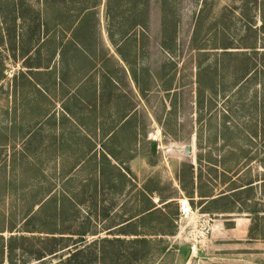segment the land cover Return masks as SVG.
Segmentation results:
<instances>
[{
  "label": "rangeland",
  "instance_id": "1",
  "mask_svg": "<svg viewBox=\"0 0 264 264\" xmlns=\"http://www.w3.org/2000/svg\"><path fill=\"white\" fill-rule=\"evenodd\" d=\"M87 7L104 32L99 35L101 44L107 42L108 28L125 33L140 21L137 27L146 31L141 34L145 46L132 51L138 56L135 79L142 82L152 77L149 91L156 105L160 106L165 96L171 108L167 132H162L159 123L150 131L161 150L168 142L171 150L166 155L163 152L164 158L158 156L155 167L138 161L135 170L141 176L157 174L164 195L178 197L188 191L177 181L176 166L191 159L176 149L193 142L195 155L200 152L206 158L202 162L205 179L211 178L206 173L211 167L208 158L215 162L223 155L225 167L237 168L240 175H224L222 165L216 169L219 174L214 173V185L202 189L199 184V188L200 192L213 190L218 194L255 180V189L245 192L240 201L241 214L231 215L235 219L225 214L204 215L197 209L175 227L171 218L176 204L170 203L169 216L155 220L162 236L150 241H135L131 236L112 240L115 230L105 229L120 218L104 217L112 205L111 196L98 217L94 183L89 181L93 179L89 177L93 174L91 163L87 168L83 163L75 170L81 171L79 178H72L75 171L69 169L76 162L52 156V146L51 151L42 147L51 143L52 131L46 129L51 123L41 120L43 93L34 82L37 69L30 67L49 65L54 50L49 38L44 43L50 45L38 48L46 32L41 27L48 20L49 27L44 29L51 31L53 25L55 45H62L71 36L66 31L72 21ZM62 49L58 63L60 57L61 63H77L83 58L70 41ZM29 50L24 58L22 54ZM123 87L128 90V83ZM223 123L238 128L229 140L216 135ZM260 129H264V0H112L110 10L108 0H0V230L9 245L2 264H62L75 244L56 256L37 259L55 244L46 239L51 235L47 231L72 236L61 242L71 243L79 240L85 229L84 237L91 242L89 259L97 246L101 253L99 260L89 264H264V133L256 135ZM228 145L242 150L230 151ZM76 149L80 154L71 158H82L84 148ZM168 155L174 160L170 169L163 163ZM185 177L184 186L192 191L188 172ZM48 198L40 209L43 202L39 201ZM115 198L131 208L130 195ZM245 217H251L250 222ZM170 230L176 231L173 237L162 233Z\"/></svg>",
  "mask_w": 264,
  "mask_h": 264
},
{
  "label": "crops",
  "instance_id": "2",
  "mask_svg": "<svg viewBox=\"0 0 264 264\" xmlns=\"http://www.w3.org/2000/svg\"><path fill=\"white\" fill-rule=\"evenodd\" d=\"M99 35H104V32L101 31ZM99 35L98 39H95L96 42L90 41L89 51L78 49L83 57L80 62L61 63L60 57L58 63L59 53H57L53 67L58 73L40 75L36 86L42 89L43 107H45V110L40 108L41 120L51 123L46 129L52 131L49 144L52 146V156L70 157L69 161H75L76 163L69 171L79 169L83 163L87 168V164L91 163L93 174L89 177L93 179H84L94 182L100 177L102 182L100 193L104 203H108L109 196H111L110 200L115 205L112 208H106L105 219L113 216L120 220H116L105 231L115 230L116 237L120 239L131 236L134 237L132 239L145 237L150 241L149 238L161 235V232L156 230L155 215H151L150 212L162 207L168 201L176 200L175 203L178 205L180 198L186 195L190 197L188 193L178 197L165 196L163 190L160 189L161 181L158 180L157 174L141 176L134 168V164L138 161L144 162L148 167L150 165L155 167L158 156L162 155L164 158L163 152L166 155L170 151L167 145L171 143H164V151L161 150L160 143L150 137V131L156 123H159L162 125V132H167L168 124L172 120L169 111L171 108L167 106L165 96H162L158 104L161 100L163 103L160 106L156 105L154 96H151L153 94L149 91L150 80L154 81V79L152 77L143 78L142 82L146 85L144 87L143 83L137 81L132 75L131 64L123 59L120 51L116 50L108 34L107 42L102 44L99 42ZM98 43L100 47L97 46ZM121 49L123 53L127 50L125 46H121ZM123 71L126 74H123ZM124 82L128 83V90L124 89ZM136 85L142 90L136 88ZM81 146L84 148L83 157L72 159V156L80 154L76 148ZM171 156L174 158L172 154ZM171 156L166 162L163 161L168 169L174 161ZM189 157L191 160H183L180 166H176L177 181L183 183L184 190L189 191L184 186L186 182L182 180L186 178L185 173L189 172L190 165H193L194 201L196 198L199 200L210 198L205 197V194L209 192H200L199 184L202 189L213 184L205 180L204 176L199 178L198 156L195 155V147L194 153ZM202 170H205V167L202 166ZM80 172V170L75 171L71 177L79 176L77 173ZM121 195L131 196V208L127 207L123 201L117 202L115 197ZM161 196L167 201L160 202ZM214 196H217V193ZM198 201H195L196 206L194 207L191 200L193 209L200 210L204 205H199ZM151 202L156 205L152 206ZM245 219L250 222L251 217H245ZM175 223L177 225V222ZM175 232L170 230L162 233L173 237Z\"/></svg>",
  "mask_w": 264,
  "mask_h": 264
},
{
  "label": "trees",
  "instance_id": "3",
  "mask_svg": "<svg viewBox=\"0 0 264 264\" xmlns=\"http://www.w3.org/2000/svg\"><path fill=\"white\" fill-rule=\"evenodd\" d=\"M112 0H108V8L110 10V4H111ZM140 4H138V11L141 9ZM91 8V7H90ZM90 8H86L84 10V14L77 20H73L72 21V24L69 26L68 30L66 31L67 33H70L71 36L70 38H68L66 40L65 43H67L68 41L72 42L74 44V46L77 48V49H80L82 51H89L90 48H89V43L90 41L92 43L96 42V40L98 39V35H99V21L94 18L93 16L90 15L89 11H90ZM137 8V4H135L134 6V10ZM47 23H45V25H42V29L41 30H44L46 32H43L42 34V38H41V43L38 44V48L41 47L42 45L44 44H48V43H44L46 41L47 38L50 39V42H53V45H52V50H54L53 52V55H52V58L50 60H52L54 62V57L57 53L61 52L62 49V46L65 44L63 43L62 45L61 44H58V45H55V41L57 38L56 37V34L54 33L55 29L53 30L54 26L52 25V30L50 31V28L49 30H45L44 28L48 29L49 27V22L48 20H46ZM136 22V21H135ZM140 21H137L133 26L128 30L126 31L125 33H120L118 31H115L113 28L109 29L108 28V36L109 38L111 39L113 45L115 46L116 50L120 51V53L122 54L123 56V59H125V61H127L129 64H131V71H132V75L133 76H137L138 74V71H137V66H136V63H138V56H137V53H132V51L134 50H138V48L141 46V47H144L145 46V43L141 41V34L143 32L146 33V31H144L143 29H139L137 27V25H139ZM57 27L59 28V26L57 25ZM92 27V28H91ZM42 33V32H41ZM101 33V31H100ZM96 39V40H95ZM14 41L16 42V38H14ZM91 43V45H92ZM117 44H119L117 46ZM15 45V44H14ZM46 46V45H45ZM121 46H125L127 50H125L126 52L123 53L122 52V49H121ZM15 48H18V45L15 46ZM136 48V49H135ZM230 48V46L226 47V50ZM27 52V51H26ZM23 53L22 56L25 58L28 56V54L30 53V50L27 52V53ZM55 53V54H54ZM131 56V58H130ZM49 60V65L47 66H43V65H37L35 67H30V69L34 70V69H37V73H35V79L34 82L36 83V81L39 80L40 78V75L42 74H52V73H58L57 72V69L53 67V65H51V62ZM55 64V62L53 63ZM41 68H43L44 70H40ZM50 68V69H49ZM52 68V69H51ZM31 70V71H32ZM44 71V72H43ZM151 72V71H149ZM32 73V72H31ZM34 74V73H32ZM152 76H155V74H153L152 72ZM39 90H42V89H39ZM167 92L169 90H166ZM211 103V106L210 108H212V101H210ZM202 105L203 107H206L204 106V101L202 102ZM257 126V125H256ZM238 129V128H237ZM236 128H234V126H229L228 124L226 123H223V124H220V129H217L216 131V135L218 133V135H221L223 137H225L227 140L230 139V136L231 134H233V132L235 130H237ZM264 133V129H260L259 131H256V135H259L261 136V134ZM235 134V133H234ZM30 138V137H29ZM42 147H46V151H51V146L49 144H41ZM40 146V145H39ZM230 147V145H228ZM50 149V150H49ZM234 151H238L240 152L242 150V148L240 146H235V147H230V151L232 150ZM219 159L215 160V162L212 161V159L208 158L209 160H207L208 162V165H211V167L209 168L210 170H208L206 173L208 176H210L211 178H208V179H205L207 181H209V183L213 184V182H215L216 178L213 177L214 176V173H217L219 174V172L216 170V169H219L220 166L225 167V165L227 164V160L223 157V155L221 156L219 154ZM206 160V158H204L203 155L198 154V162H199V178L201 179L203 175V170H202V162ZM204 167V166H203ZM214 167V168H213ZM223 174L227 175V174H234V176H239L240 175V171L237 169V168H223L222 170ZM222 174V175H223ZM188 177H189V182L192 184L193 183V179H194V166L193 165H190V170L188 172ZM205 177V176H204ZM233 179V177L231 179H229L227 182H230L231 180ZM236 179V178H234ZM255 180H250V181H247L246 183H243V184H240V185H236V186H233L229 189H226V190H223V191H220L217 196H214L215 192L213 190H211L208 194H205V197H210V198H202L198 201V204L199 205H202L204 204L199 212L201 213H204V214H210V215H217V214H225V215H229L231 217V219H234L235 216H231V215H235V214H241V202L240 201H243V198H244V193L245 192H249V191H252L255 189L254 187V183ZM94 185H93V188H94V195L96 197V204H99V209H98V217L102 216V210L100 212V208L102 209L103 205H104V199H103V196H101V179L100 177H98L96 179V181L93 182ZM214 185V184H213ZM188 195L191 197L190 200H192V204L193 206L195 207L196 206V202L194 201L193 197H194V190L192 191H188L187 192ZM170 197H173V196H170ZM49 198L45 201H39V203H42L41 206H40V209H42L41 207H44L45 206V203L46 202H49ZM167 201V199H162V196H161V200L160 202H165ZM176 200H172V201H168L166 203L163 204L162 207L160 208H155L153 211H151V215L154 214L155 215V218L157 217H160V216H169V212H167V208L170 207V203H175ZM222 203V207H220L218 204ZM229 203H232L231 205ZM150 204H152V206H155L156 204L151 202ZM176 204V203H175ZM115 203L112 202V205L110 208L114 207ZM219 207V208H218ZM146 208V207H144ZM144 210V209H142ZM235 213V214H234ZM167 214V215H166ZM107 215V214H106ZM180 208H179V203L178 205H176L175 207V212L172 214V218H171V221L174 223V225H176L175 222H177V225H178V222L180 220ZM104 217H105V213H104ZM230 227H232V225H234V221L231 222V224H228ZM12 228L14 226H11ZM49 234L51 233V235H48L46 239H50L49 241H52L54 242L55 244L52 246V249L49 251V250H44L41 254H39L38 258L37 259H43L44 257L50 255V254H54V256L58 255L59 251L65 247H70L72 246V244H75V246L73 248H69V255L66 257V259L64 260V262H62V264H81L80 263V259L82 258L83 260V263L82 264H89L91 261L94 260H99L100 259V248H98V246L93 249L94 251L92 252V255L93 256V259H89L88 257V252H89V248H87L89 246V244L91 243H88L86 241V238L84 237L86 234H87V230H82V232H80V239L79 240H72L73 242L69 243V242H65V243H61L63 241H65V238H68L67 240H70V237L72 236H56L55 234H57L56 231L52 230V231H47ZM3 230H0V264L3 263V261L5 260V255H6V251L9 247L7 241H6V238L4 237L3 234ZM62 234H64V232H62ZM252 236V235H251ZM60 237V238H59ZM120 238L116 237L112 240H119ZM109 240V239H108ZM123 240V239H122ZM147 241L145 237H141L139 239H135V241ZM103 241H107V238H104ZM58 244V245H57ZM97 244V243H95ZM13 249V248H12ZM8 252V251H7ZM90 252V253H91ZM87 257V260L84 261ZM91 258V257H90ZM75 262V263H74ZM24 264H29V262H25L24 261Z\"/></svg>",
  "mask_w": 264,
  "mask_h": 264
},
{
  "label": "built area",
  "instance_id": "4",
  "mask_svg": "<svg viewBox=\"0 0 264 264\" xmlns=\"http://www.w3.org/2000/svg\"><path fill=\"white\" fill-rule=\"evenodd\" d=\"M178 202H179V208H180V214H181L179 222L181 221L183 217H188L196 213L197 209H193L191 205V200L189 197L184 196L180 198Z\"/></svg>",
  "mask_w": 264,
  "mask_h": 264
},
{
  "label": "water",
  "instance_id": "5",
  "mask_svg": "<svg viewBox=\"0 0 264 264\" xmlns=\"http://www.w3.org/2000/svg\"><path fill=\"white\" fill-rule=\"evenodd\" d=\"M169 150H171V148H169ZM176 150L184 153L187 156H192L194 153L193 143H187ZM188 253H190V251H188Z\"/></svg>",
  "mask_w": 264,
  "mask_h": 264
}]
</instances>
